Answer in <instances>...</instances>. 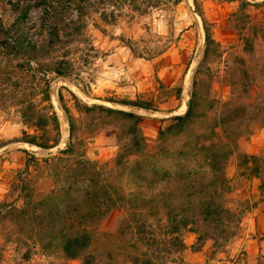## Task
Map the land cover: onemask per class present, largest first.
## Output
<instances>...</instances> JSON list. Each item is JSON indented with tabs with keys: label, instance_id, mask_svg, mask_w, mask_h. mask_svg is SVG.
I'll return each mask as SVG.
<instances>
[{
	"label": "rangeland",
	"instance_id": "obj_1",
	"mask_svg": "<svg viewBox=\"0 0 264 264\" xmlns=\"http://www.w3.org/2000/svg\"><path fill=\"white\" fill-rule=\"evenodd\" d=\"M50 1L0 0V41L23 22L31 40L56 43L34 59L0 53V264H82L58 248L43 251L35 230L8 212L62 185L53 170L61 180L78 161L86 178L120 190L114 161L134 119L107 110L139 116L138 133L154 152L159 131L192 100L184 139L226 144L215 151L226 158V182L203 200L207 219L182 229L185 249L166 264L200 250L211 252V264H264V0H86L82 10L60 0L48 10ZM69 20L70 37L50 39V27ZM204 26L217 46L201 62ZM140 102L148 109L133 106ZM177 138L167 136L166 146L177 148ZM28 140L57 144L43 150ZM24 151L36 158L27 168ZM52 156L61 160L44 163ZM120 215L114 209L94 226L88 253L102 264H127Z\"/></svg>",
	"mask_w": 264,
	"mask_h": 264
},
{
	"label": "trees",
	"instance_id": "obj_2",
	"mask_svg": "<svg viewBox=\"0 0 264 264\" xmlns=\"http://www.w3.org/2000/svg\"><path fill=\"white\" fill-rule=\"evenodd\" d=\"M62 1L74 5L75 10H82L80 4L86 0ZM55 4L59 5L60 0L50 1L48 10H57L52 6ZM28 9L29 7L25 9V15ZM71 24L70 20L61 25L54 24L55 26L49 29L50 39L58 37L59 32L70 37L67 27ZM25 30L27 28L23 22L5 30L6 40L0 41V53L7 57L34 59L38 55L48 53L47 47L53 48L56 45L53 40H49L45 45L38 44L25 34ZM203 31L205 49L201 62H205L209 53L217 46L205 26ZM192 102L193 100L184 115L173 116V123L159 131L158 146L154 152L146 149L142 136L138 133L139 116L107 110L134 119L129 130L131 136L127 143L120 147L114 161V165L120 167V190L115 185L93 182L92 179L86 178L84 170L87 167L82 161H78L72 173L66 174L61 180L53 170L56 181H61L62 185L28 203L25 209L12 208L7 216L25 219L35 230L36 239L41 243L43 251L54 247L69 259L81 258L82 264H102L101 260L97 261L88 253L94 226L118 208L123 215H120L117 231L122 238L128 235L126 239L120 240V251L123 252L121 262H174L171 256L185 249L181 238L182 229L197 224L198 215L207 219L209 214L201 210L207 205H204L203 200L214 198L216 194L221 193L226 182L222 174L226 158L215 153L219 148L225 149L226 144L210 142L209 138H196L189 144L184 139L188 125H191ZM145 103L140 102L133 106L148 109ZM123 105L130 104L126 102ZM167 136L178 137L176 140L179 146L175 149L166 146ZM26 142L43 150L57 144L54 142L49 145L34 140ZM191 145L193 146L190 148ZM71 147L72 144H69L65 150L60 151V156L66 155ZM24 153L27 168L29 162H36V158L27 151ZM130 157L134 159L130 161ZM54 160L60 161L61 158L52 156L50 160L43 161L47 163ZM215 212L216 215L221 212L228 214L220 209ZM215 224L221 225L222 221H216Z\"/></svg>",
	"mask_w": 264,
	"mask_h": 264
},
{
	"label": "crops",
	"instance_id": "obj_3",
	"mask_svg": "<svg viewBox=\"0 0 264 264\" xmlns=\"http://www.w3.org/2000/svg\"><path fill=\"white\" fill-rule=\"evenodd\" d=\"M224 10L228 11L229 13L234 11V10H231L230 8H228L227 10V6L224 7ZM226 32L230 33L229 30H227ZM262 219H264V216L262 217ZM258 228H259V222H256V231H259ZM252 232L254 231L252 230ZM207 253H210V254L207 256ZM211 256H212L211 252H205L203 250L196 251V252L189 251V254H187V259L184 258L183 262L171 263V264H211V262H214V259ZM216 263L217 264H237L235 259H233L232 261H227L226 263L225 261H218Z\"/></svg>",
	"mask_w": 264,
	"mask_h": 264
},
{
	"label": "water",
	"instance_id": "obj_4",
	"mask_svg": "<svg viewBox=\"0 0 264 264\" xmlns=\"http://www.w3.org/2000/svg\"><path fill=\"white\" fill-rule=\"evenodd\" d=\"M195 13H196V11H195ZM52 153H54V149H50V150L47 151V154H52Z\"/></svg>",
	"mask_w": 264,
	"mask_h": 264
}]
</instances>
